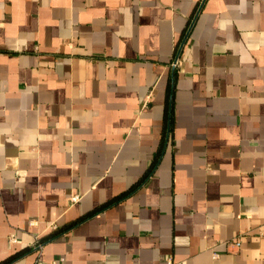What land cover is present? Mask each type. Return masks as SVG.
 <instances>
[{
    "label": "crops",
    "instance_id": "crops-1",
    "mask_svg": "<svg viewBox=\"0 0 264 264\" xmlns=\"http://www.w3.org/2000/svg\"><path fill=\"white\" fill-rule=\"evenodd\" d=\"M169 258L264 264V0H0V264Z\"/></svg>",
    "mask_w": 264,
    "mask_h": 264
},
{
    "label": "built area",
    "instance_id": "built-area-1",
    "mask_svg": "<svg viewBox=\"0 0 264 264\" xmlns=\"http://www.w3.org/2000/svg\"><path fill=\"white\" fill-rule=\"evenodd\" d=\"M175 63H176V61L174 62V65H175ZM77 199H78V196H73V197L71 198L72 201H76ZM8 239L10 240V242H16V237H15L14 234H11V235L8 237ZM36 264H45V263H43V262H37ZM167 264H172L170 258L167 260Z\"/></svg>",
    "mask_w": 264,
    "mask_h": 264
},
{
    "label": "trees",
    "instance_id": "trees-1",
    "mask_svg": "<svg viewBox=\"0 0 264 264\" xmlns=\"http://www.w3.org/2000/svg\"><path fill=\"white\" fill-rule=\"evenodd\" d=\"M52 236H53L52 234L49 235V237H52ZM41 240H44V239L42 238V239H40V241H41Z\"/></svg>",
    "mask_w": 264,
    "mask_h": 264
}]
</instances>
